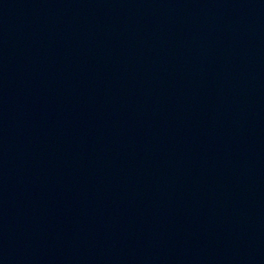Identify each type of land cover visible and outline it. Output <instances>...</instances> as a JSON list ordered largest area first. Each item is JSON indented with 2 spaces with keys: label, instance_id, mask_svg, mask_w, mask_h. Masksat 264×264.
<instances>
[{
  "label": "water",
  "instance_id": "water-1",
  "mask_svg": "<svg viewBox=\"0 0 264 264\" xmlns=\"http://www.w3.org/2000/svg\"><path fill=\"white\" fill-rule=\"evenodd\" d=\"M0 264H264V200L147 186L0 135Z\"/></svg>",
  "mask_w": 264,
  "mask_h": 264
}]
</instances>
